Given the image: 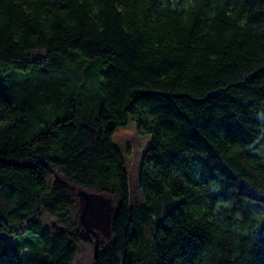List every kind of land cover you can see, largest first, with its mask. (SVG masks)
Returning <instances> with one entry per match:
<instances>
[{
	"label": "trees",
	"instance_id": "obj_1",
	"mask_svg": "<svg viewBox=\"0 0 264 264\" xmlns=\"http://www.w3.org/2000/svg\"><path fill=\"white\" fill-rule=\"evenodd\" d=\"M95 262L264 264V0H0V264Z\"/></svg>",
	"mask_w": 264,
	"mask_h": 264
},
{
	"label": "rangeland",
	"instance_id": "obj_2",
	"mask_svg": "<svg viewBox=\"0 0 264 264\" xmlns=\"http://www.w3.org/2000/svg\"><path fill=\"white\" fill-rule=\"evenodd\" d=\"M113 141L122 149L125 156V165L128 172L130 199L132 203L142 200V192L138 184L139 171L142 157L150 143V134L139 133L136 122L129 118L128 122L122 126H118L113 134ZM67 188L73 195L78 214L84 206V198L79 190H85L73 184H67ZM91 195V205L86 216L89 226L97 233L98 240H107L111 236L110 218L113 206V199L100 192H92L85 190ZM92 238L94 236L90 233Z\"/></svg>",
	"mask_w": 264,
	"mask_h": 264
},
{
	"label": "water",
	"instance_id": "obj_3",
	"mask_svg": "<svg viewBox=\"0 0 264 264\" xmlns=\"http://www.w3.org/2000/svg\"><path fill=\"white\" fill-rule=\"evenodd\" d=\"M79 193L84 198V206H83L82 211L79 214V220L81 224L85 227L86 231H88L94 236L93 257H94V260H96L97 246H98L97 233L88 225L86 221V216L89 212V208L91 205V197L87 192H85V190H79ZM94 264H96V262Z\"/></svg>",
	"mask_w": 264,
	"mask_h": 264
}]
</instances>
